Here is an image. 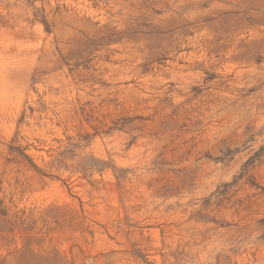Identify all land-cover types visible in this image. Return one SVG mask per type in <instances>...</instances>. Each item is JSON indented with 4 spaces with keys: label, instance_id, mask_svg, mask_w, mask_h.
Here are the masks:
<instances>
[{
    "label": "rangeland",
    "instance_id": "obj_1",
    "mask_svg": "<svg viewBox=\"0 0 264 264\" xmlns=\"http://www.w3.org/2000/svg\"><path fill=\"white\" fill-rule=\"evenodd\" d=\"M0 264H264V0H0Z\"/></svg>",
    "mask_w": 264,
    "mask_h": 264
}]
</instances>
